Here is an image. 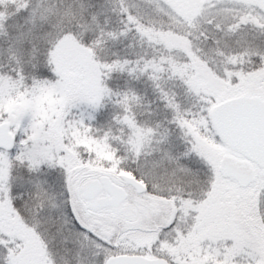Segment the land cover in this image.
<instances>
[{"label":"snow or ice","instance_id":"snow-or-ice-1","mask_svg":"<svg viewBox=\"0 0 264 264\" xmlns=\"http://www.w3.org/2000/svg\"><path fill=\"white\" fill-rule=\"evenodd\" d=\"M0 264H264V0H0Z\"/></svg>","mask_w":264,"mask_h":264}]
</instances>
